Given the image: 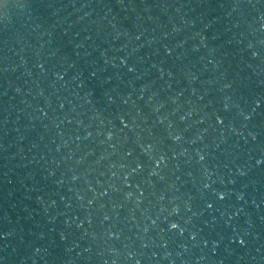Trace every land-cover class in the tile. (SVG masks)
I'll return each mask as SVG.
<instances>
[{
    "label": "water",
    "instance_id": "water-1",
    "mask_svg": "<svg viewBox=\"0 0 264 264\" xmlns=\"http://www.w3.org/2000/svg\"><path fill=\"white\" fill-rule=\"evenodd\" d=\"M0 264H264V0H3Z\"/></svg>",
    "mask_w": 264,
    "mask_h": 264
},
{
    "label": "snow or ice",
    "instance_id": "snow-or-ice-1",
    "mask_svg": "<svg viewBox=\"0 0 264 264\" xmlns=\"http://www.w3.org/2000/svg\"><path fill=\"white\" fill-rule=\"evenodd\" d=\"M0 3H3V0H0ZM201 159H203V157L201 156ZM224 197L223 196H220V199H223ZM209 207H211V205H209ZM173 227H175V225H173ZM241 244L244 243L243 240L240 241Z\"/></svg>",
    "mask_w": 264,
    "mask_h": 264
}]
</instances>
